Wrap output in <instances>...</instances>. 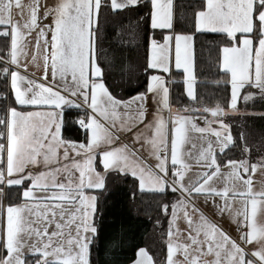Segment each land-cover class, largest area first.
Returning a JSON list of instances; mask_svg holds the SVG:
<instances>
[{
	"label": "snow or ice",
	"instance_id": "obj_1",
	"mask_svg": "<svg viewBox=\"0 0 264 264\" xmlns=\"http://www.w3.org/2000/svg\"><path fill=\"white\" fill-rule=\"evenodd\" d=\"M26 7L21 24L14 19L16 10L25 15L21 0H0L7 41L0 54V264H94L98 241L104 264H121L126 225L105 237L99 222L110 177L133 178V200L137 192L167 198L157 205L168 224L165 264H264V188L252 179L264 169V127L240 126L234 135L225 119L240 113L241 100L264 108V0H200L179 13L176 0H54L42 16L40 0ZM109 12L134 17L125 16L126 35L123 25L114 29L108 51L98 52ZM141 25L148 33L143 90L119 98L106 70L116 63L131 70L123 53L138 44ZM33 33L34 62L43 46L42 79L21 70ZM205 33L224 37L216 64L230 86L229 98L212 106L199 103L196 89V37ZM176 85L195 106L180 104L179 94L173 103ZM73 126L83 139L64 136ZM237 147L241 158L226 155ZM5 187L19 199L5 205ZM201 198L235 220L238 238L207 215ZM130 264L158 262L140 246Z\"/></svg>",
	"mask_w": 264,
	"mask_h": 264
},
{
	"label": "trees",
	"instance_id": "obj_2",
	"mask_svg": "<svg viewBox=\"0 0 264 264\" xmlns=\"http://www.w3.org/2000/svg\"><path fill=\"white\" fill-rule=\"evenodd\" d=\"M200 0H176L177 11H181V6L195 4L199 5ZM186 16L190 18L191 11L184 10ZM125 16L132 20L133 13H124L116 15L111 12L105 13L101 21V39L97 42L98 52L103 47L104 51H108L110 46V37L113 30L124 26L125 35L127 34V22ZM187 27H190V19H184ZM145 25H141L140 39L138 44L133 48L127 49L123 56L125 63L131 66L130 71H122L119 63L113 65L110 71L106 70V75L109 76L110 88L114 94L119 98L127 99L130 95L135 93L139 86V90H143V83L146 79L141 71L146 56V31ZM182 30L181 28L177 29ZM183 30H187L186 28ZM224 37L221 34L205 33L197 34L196 37V76H197V93L200 97L199 103L212 106L217 102L223 103L230 96V86L226 84L225 78L222 76V70L218 69L216 64V57L218 55V46ZM7 41L0 37V54L5 51ZM220 83L217 84L216 81ZM2 83V81H0ZM183 85L174 86L173 103L176 102V95L179 94L180 104H188L189 99L183 96ZM196 104V102H194ZM178 107L179 104H176ZM240 113L229 115L226 121L232 125V131L235 135L240 126L245 129L264 127V119L261 118L260 113L264 111L259 104L253 108L250 104L248 106L241 100L239 102ZM64 136L73 139H83L82 133L78 131V126H73L71 131H65ZM249 143H255V137H249ZM228 157L239 159L241 158L240 149L233 148L226 154ZM224 155L218 154V159L223 160ZM256 159V152L253 151L250 163ZM109 191L105 193V200L107 201L103 216L99 218L101 227L103 228V235L107 237L114 229L123 222L127 227L126 243L120 253L121 264H130L135 259V250L137 247L144 246L154 256L158 264H165L166 261V243L167 236L163 234L166 231L167 221L161 216L157 205L163 199L154 194L137 192L135 199L130 197V193L136 191V184L133 178H113L110 177L107 182ZM7 197L4 198V204L15 202L19 199V191L17 189H9L5 187ZM161 217L162 225L164 227L156 226L153 221ZM101 245L100 254L97 255V249L93 248V262L94 264H104L103 255V241H98ZM3 250L0 249V253Z\"/></svg>",
	"mask_w": 264,
	"mask_h": 264
},
{
	"label": "crops",
	"instance_id": "obj_3",
	"mask_svg": "<svg viewBox=\"0 0 264 264\" xmlns=\"http://www.w3.org/2000/svg\"><path fill=\"white\" fill-rule=\"evenodd\" d=\"M22 4L25 5V15H19L18 12L19 10H16V12L14 13V19L18 20L21 24H23L27 18V5L29 3H31V0H21ZM54 2V0H40L41 3V16L44 12V7L47 5H51ZM45 22H51V18H49L48 20H46ZM29 38V37H28ZM30 41V40H29ZM33 46L30 43L29 47L27 49V58L25 59V57L22 55L20 57L21 59V63L22 64H27V68L26 69H21L22 71H26L28 74L32 75L33 78L36 79H42L43 77V65H42V54L43 51H40L41 53L38 55V59L37 61H33L32 60V56L33 55H37V53H33ZM49 79H51V77H49ZM196 87H197V83H196ZM189 99V98H188ZM190 106H195V103L193 101H191L189 99L188 104ZM153 108L152 102L149 101V109H150V113H151V109ZM199 121V120H198ZM201 123V122H199ZM124 139L127 142H131V137L130 136H126L124 137ZM137 146L139 147V144H137ZM145 155L147 156L148 153L145 152ZM154 161V160H152ZM191 159L189 160V163H191ZM192 168L189 172V175H194V173L198 170L196 167L195 162H192ZM252 179H253V185L254 188L259 190L261 188H264V169L261 168H257V170L255 171V173L252 174ZM4 199V198H3ZM219 199V198H217ZM201 204V207L203 208V210L207 213V215L215 222H217L219 225H221L230 235H232L234 238H238L240 232H239V227L236 224L235 220L230 217L228 214H224L223 216H221L218 211H216L213 206L209 203L207 205H205L203 203V198H201L198 201ZM4 203V200H3ZM182 221L178 222V226L180 227V229H185L187 228V224L186 222L181 219ZM167 244V242H166ZM182 258V257H181Z\"/></svg>",
	"mask_w": 264,
	"mask_h": 264
},
{
	"label": "rangeland",
	"instance_id": "obj_4",
	"mask_svg": "<svg viewBox=\"0 0 264 264\" xmlns=\"http://www.w3.org/2000/svg\"><path fill=\"white\" fill-rule=\"evenodd\" d=\"M31 2H32V0H31ZM44 23H50V22H45V21H44ZM34 36H35V33H33V36H32V37H29L28 40H30V42H31V44H32V46H33V50H32V52H33V53H37V52H36V49H35V40L33 39ZM40 51H43V46L41 47V50H40ZM40 53H41V52H40ZM210 118H211V117H210ZM198 122L203 123L202 121H198ZM226 122H227V121H226ZM213 126L215 127V126H217V125L214 124ZM136 146H137V145H136ZM137 147H138V146H137ZM150 162H154V161L150 160ZM192 162H194V161H191V163H192ZM191 163H190V164H191ZM3 200H4V199H3ZM180 221H182V220H180ZM162 227H164V225H162ZM166 228H168V224L166 225ZM166 232H167V229H166L165 232H163V234H164L165 236H166ZM166 242H167V238H166V240H165V243H166Z\"/></svg>",
	"mask_w": 264,
	"mask_h": 264
}]
</instances>
